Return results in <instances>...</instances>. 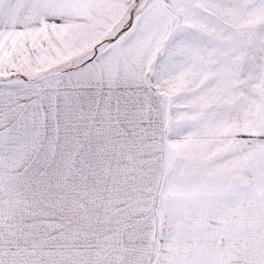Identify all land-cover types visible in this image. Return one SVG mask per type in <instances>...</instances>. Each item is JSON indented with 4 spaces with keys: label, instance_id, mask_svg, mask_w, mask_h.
<instances>
[{
    "label": "snow or ice",
    "instance_id": "6c2138e0",
    "mask_svg": "<svg viewBox=\"0 0 264 264\" xmlns=\"http://www.w3.org/2000/svg\"><path fill=\"white\" fill-rule=\"evenodd\" d=\"M0 264H264V0H0Z\"/></svg>",
    "mask_w": 264,
    "mask_h": 264
}]
</instances>
